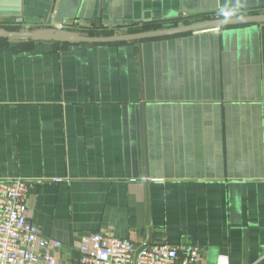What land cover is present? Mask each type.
Wrapping results in <instances>:
<instances>
[{
    "label": "crops",
    "instance_id": "0c3cea01",
    "mask_svg": "<svg viewBox=\"0 0 264 264\" xmlns=\"http://www.w3.org/2000/svg\"><path fill=\"white\" fill-rule=\"evenodd\" d=\"M21 2L23 29L52 22L59 0ZM258 9L264 0H81L63 22L123 34ZM18 178L29 219L63 242L60 260L103 232L190 243L205 264H264V22L141 43L0 39V179Z\"/></svg>",
    "mask_w": 264,
    "mask_h": 264
},
{
    "label": "built area",
    "instance_id": "2783aa9c",
    "mask_svg": "<svg viewBox=\"0 0 264 264\" xmlns=\"http://www.w3.org/2000/svg\"><path fill=\"white\" fill-rule=\"evenodd\" d=\"M44 25L69 27L53 21ZM28 187L21 178L0 179V264H205L190 243H136L103 232L92 233L75 260H60L54 252L63 242L43 235L28 217Z\"/></svg>",
    "mask_w": 264,
    "mask_h": 264
},
{
    "label": "water",
    "instance_id": "95a60500",
    "mask_svg": "<svg viewBox=\"0 0 264 264\" xmlns=\"http://www.w3.org/2000/svg\"><path fill=\"white\" fill-rule=\"evenodd\" d=\"M81 0H59L54 12L52 21L63 23L66 18H75ZM0 15L15 17L16 23L8 26L0 25V39L28 38L33 41H57L60 43L81 44V43H115L126 41H137L180 35L207 29H218L225 26H235L244 24H259L264 22V13L229 15L213 17L192 22H180L175 26L138 31L123 34L111 35H91L80 33L69 27L54 29L46 25L35 29H13L18 28L22 22V2L21 0H0Z\"/></svg>",
    "mask_w": 264,
    "mask_h": 264
},
{
    "label": "trees",
    "instance_id": "16d2710c",
    "mask_svg": "<svg viewBox=\"0 0 264 264\" xmlns=\"http://www.w3.org/2000/svg\"><path fill=\"white\" fill-rule=\"evenodd\" d=\"M261 12L264 13V9H258V10H255V11H251L250 14H258V13H261ZM232 14L233 13H222V14H220V16H229V15H232ZM214 16L215 15H207V14L194 15V16H191V17H188V18L184 17L183 19H181V21L187 23V22H192V21H198V20H204V19H208V18H213ZM165 22H173V23H171V24L170 23H165L164 24V22H149V23H144L143 25L137 26V27H139L138 29L140 31H147V30H151V29H158V28H164V27H168V26L177 25L176 22H178V21L174 20V21H165ZM137 27L135 28V31L138 30ZM11 28L16 29L15 27H11ZM85 34L100 35L101 33H99V32H95L94 33L93 31H89V32H85ZM106 34L110 35V34H114V32H109V33H106ZM119 34H121V33H119ZM27 40H29V39L27 38ZM63 44H68V43H63Z\"/></svg>",
    "mask_w": 264,
    "mask_h": 264
},
{
    "label": "rangeland",
    "instance_id": "374dc122",
    "mask_svg": "<svg viewBox=\"0 0 264 264\" xmlns=\"http://www.w3.org/2000/svg\"><path fill=\"white\" fill-rule=\"evenodd\" d=\"M232 15H233V14H232ZM214 17H220V15H219V16H214ZM176 20H177V19H176ZM171 21H174V20H171ZM165 23H170V24H171V23H173V22H164V24H165ZM174 23H175V22H174ZM176 23H177V25L179 24V22H176ZM41 24H42L41 26H46V25H44V23H41ZM173 26H175V25H173ZM21 27H22V26H20V27H18V28H16V29L21 30ZM34 27L36 28V25H30V27H28V28L25 27V28H23V29H28V30H29V29H35ZM138 28H139V27H137V29H138ZM138 31H140V30L138 29L137 31H135V29H134V30L131 31V32H138ZM101 34H102V33H101ZM101 34H100V35H101ZM105 35H106V34H105Z\"/></svg>",
    "mask_w": 264,
    "mask_h": 264
}]
</instances>
